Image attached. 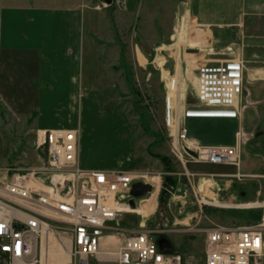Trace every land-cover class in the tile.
Masks as SVG:
<instances>
[{
  "label": "rangeland",
  "instance_id": "1",
  "mask_svg": "<svg viewBox=\"0 0 264 264\" xmlns=\"http://www.w3.org/2000/svg\"><path fill=\"white\" fill-rule=\"evenodd\" d=\"M96 4L92 5L94 9ZM182 17L180 0H113L112 6L101 11L85 10L83 21L85 33L94 34L96 41L100 39L97 31L112 35L109 42L99 45L106 46V54L127 48L121 69L116 55L110 60L115 72L121 74L123 91L128 95L124 105L136 132V162L126 171L140 173L141 167L148 174L146 183L154 177L162 178L153 215H142L147 217L142 220L134 209L120 220V227L138 231L144 221L146 229L162 230L158 238L167 239L173 251L182 255L184 264H203L205 230L215 225L252 226L261 222V210H254L261 213V220L254 222L247 216L250 211L228 206L263 202L264 182L260 188L248 182L251 179L239 181L233 177L237 173L233 167L186 162L189 158L182 150L185 139L180 136L181 116L188 108L186 95L193 93L201 65L228 64L239 59L244 73L264 70V18L247 19L240 28L207 34ZM136 49L139 57L140 52L144 55L143 67L136 61ZM188 50L198 53L188 54ZM167 51L176 60L178 77L163 71L165 59L161 53ZM20 106L0 99V170H31L43 165L44 156L35 149L36 117ZM226 131L219 135L223 146L231 144L232 134ZM176 149L182 152L183 160L176 156ZM110 151L102 152L107 160L117 156ZM246 154L258 155L264 162V127L247 144ZM150 198L148 195L137 201V208Z\"/></svg>",
  "mask_w": 264,
  "mask_h": 264
},
{
  "label": "crops",
  "instance_id": "2",
  "mask_svg": "<svg viewBox=\"0 0 264 264\" xmlns=\"http://www.w3.org/2000/svg\"><path fill=\"white\" fill-rule=\"evenodd\" d=\"M93 4L89 0H0V99L31 111L37 120L36 131L78 130L82 169L127 172L136 162V132L124 105L128 95L123 91L121 74L111 62L116 55L121 69L127 48L108 55L106 46L99 45L109 42L111 34L97 31L99 41L94 34L87 36L84 11H97ZM180 7L182 18L190 19L202 29L199 32L207 34L240 28L247 19L264 18V0H180ZM135 55L143 67L144 55L140 52L139 57L138 49ZM244 74L239 118L219 116L217 113L225 112L218 110L224 109L189 105L186 99L180 136L203 147H233L241 132L240 173L257 177L248 182L261 188L264 162L258 155H245V150L264 127V70L249 69ZM198 77L199 68L190 93L195 99ZM187 113L192 116L187 117ZM224 131L232 134L229 146H223L219 138ZM109 150L116 152L115 159L107 160L102 153ZM140 173L147 174L141 167ZM160 192L159 186L157 194ZM260 195L261 190L257 197Z\"/></svg>",
  "mask_w": 264,
  "mask_h": 264
},
{
  "label": "built area",
  "instance_id": "3",
  "mask_svg": "<svg viewBox=\"0 0 264 264\" xmlns=\"http://www.w3.org/2000/svg\"><path fill=\"white\" fill-rule=\"evenodd\" d=\"M89 1L97 3V11L108 7L104 0ZM244 70L241 61L201 65L195 106L224 109L217 115L239 118ZM242 140L241 132L233 147H203L185 139L182 150L188 164L233 167L235 179H256L240 173ZM35 149L44 156L41 167L0 170V264H50L65 252L66 264H184L172 245L168 254L160 252L162 230H148L144 221L138 231L120 227V220L134 210L132 186L146 183L147 175L82 169L78 130H38ZM228 207L264 212V201ZM204 233L203 264H264V216L257 225H215Z\"/></svg>",
  "mask_w": 264,
  "mask_h": 264
},
{
  "label": "water",
  "instance_id": "4",
  "mask_svg": "<svg viewBox=\"0 0 264 264\" xmlns=\"http://www.w3.org/2000/svg\"><path fill=\"white\" fill-rule=\"evenodd\" d=\"M105 4L110 7L113 4V0H104ZM188 54H197L198 52H193L188 50ZM162 57L165 59V63L163 66V71L167 72L170 77H175L176 75V60L171 56L170 52H162ZM187 104L189 105H195L197 102L195 98L192 96V94L187 95ZM154 191L153 187L147 183H135L132 186L130 196L132 200L130 201V206L132 209H136V201H140L147 197L148 195L152 194ZM242 197H245V194H242ZM158 247L160 249V252L162 254H168L171 249V243L165 239L162 238L158 240L157 242Z\"/></svg>",
  "mask_w": 264,
  "mask_h": 264
},
{
  "label": "bare ground",
  "instance_id": "5",
  "mask_svg": "<svg viewBox=\"0 0 264 264\" xmlns=\"http://www.w3.org/2000/svg\"><path fill=\"white\" fill-rule=\"evenodd\" d=\"M198 52V51H195ZM177 74V73H176ZM178 77V74L177 76ZM207 117V116H205ZM152 185L154 186L155 190L151 195V198L149 200H145L141 203L140 208L139 209H135L134 212L140 215H151L156 208V195H157V188L159 186V179L158 178H154L152 179ZM133 211V210H132ZM69 261V256L68 254L65 253H60L57 254V257L52 258V261H50V264H66ZM42 264H48L45 261H43Z\"/></svg>",
  "mask_w": 264,
  "mask_h": 264
},
{
  "label": "trees",
  "instance_id": "6",
  "mask_svg": "<svg viewBox=\"0 0 264 264\" xmlns=\"http://www.w3.org/2000/svg\"><path fill=\"white\" fill-rule=\"evenodd\" d=\"M262 112H263V109H262ZM263 122H264V120H262V126L264 124ZM247 216L254 222L261 220V213L260 212L250 211V212H248Z\"/></svg>",
  "mask_w": 264,
  "mask_h": 264
}]
</instances>
